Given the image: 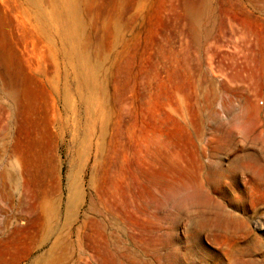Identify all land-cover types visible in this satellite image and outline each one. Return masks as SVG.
I'll return each instance as SVG.
<instances>
[{
	"label": "rangeland",
	"instance_id": "obj_1",
	"mask_svg": "<svg viewBox=\"0 0 264 264\" xmlns=\"http://www.w3.org/2000/svg\"><path fill=\"white\" fill-rule=\"evenodd\" d=\"M169 244L264 264V0H0V264Z\"/></svg>",
	"mask_w": 264,
	"mask_h": 264
},
{
	"label": "bare ground",
	"instance_id": "obj_2",
	"mask_svg": "<svg viewBox=\"0 0 264 264\" xmlns=\"http://www.w3.org/2000/svg\"><path fill=\"white\" fill-rule=\"evenodd\" d=\"M204 193L205 191L202 188H197L193 191V193H191V196L193 197L191 199H195L194 202L198 203L199 201L197 199H200ZM168 211H169L168 218L171 220L172 219L171 216L173 214L172 202L169 203ZM164 259L166 264H189L191 260L196 259V255H183L181 252H177V251L174 252L172 244H169L168 255H164ZM234 259L237 261H241L242 258L241 255L237 258V253H236L234 254Z\"/></svg>",
	"mask_w": 264,
	"mask_h": 264
}]
</instances>
